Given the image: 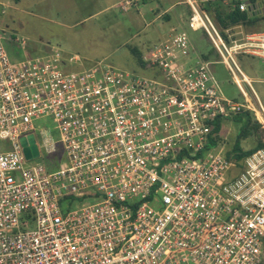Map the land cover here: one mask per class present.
Wrapping results in <instances>:
<instances>
[{
	"label": "built area",
	"instance_id": "1",
	"mask_svg": "<svg viewBox=\"0 0 264 264\" xmlns=\"http://www.w3.org/2000/svg\"><path fill=\"white\" fill-rule=\"evenodd\" d=\"M198 2L188 0V26L206 33L242 101L224 96L184 30L142 56L158 70L148 77L84 68L56 48L14 60L8 43L28 42L0 28V264H264V148L230 160L216 131L250 112L264 132V105L236 59L264 33L238 42ZM46 118L59 137L48 129L39 147ZM30 135L39 156L27 159ZM59 145L65 165L37 162Z\"/></svg>",
	"mask_w": 264,
	"mask_h": 264
},
{
	"label": "rangeland",
	"instance_id": "2",
	"mask_svg": "<svg viewBox=\"0 0 264 264\" xmlns=\"http://www.w3.org/2000/svg\"><path fill=\"white\" fill-rule=\"evenodd\" d=\"M127 1H131V4L126 5ZM148 1L150 0H147L146 5L142 0H0V28L22 36L28 42L26 51L8 43L9 53L14 60L22 59L26 55L43 54L56 48L67 57L78 55L84 68L104 62L132 74L154 77L158 70L148 65L143 66L133 54L131 47L144 55L166 38L163 32L169 29V24H164L167 16L163 14L157 19L155 16L157 12L149 8L155 9L157 5L165 8L164 4L169 0L165 2L159 0L158 4L157 0ZM208 3L198 2V5L223 31L214 13L206 10L209 8ZM122 6L127 7V10ZM254 14L264 16V0H260ZM187 16H191V9H188ZM179 29L188 33L193 45L200 52L212 51L211 61L214 62L212 69L224 96L242 101L239 89L206 33L203 30L193 31L188 25L185 27L183 24ZM228 29H232L238 42H246L248 35L264 33V20H260L254 26L238 25ZM249 40L253 44L249 49L251 53L238 55L236 59L245 74L252 79L253 87L264 105V63L260 56L256 55L263 52L261 44L264 43V38L257 35ZM243 86L252 102L257 105L248 87L244 84ZM236 116L223 121L220 133L221 146L229 153L242 127V124L235 120ZM36 127L35 135L39 147L42 132L49 129L47 132L55 138L59 137L58 130L50 118L38 120ZM257 131L259 136L255 134ZM257 131L254 130L247 138H242L244 150L256 147L259 138L264 140V132L260 129ZM0 146L8 147L4 142H0ZM37 162H44L51 170L59 169L67 162L63 146L59 145L57 152L51 156L45 155L41 149V158Z\"/></svg>",
	"mask_w": 264,
	"mask_h": 264
},
{
	"label": "trees",
	"instance_id": "3",
	"mask_svg": "<svg viewBox=\"0 0 264 264\" xmlns=\"http://www.w3.org/2000/svg\"><path fill=\"white\" fill-rule=\"evenodd\" d=\"M248 2H250V5H248L249 9L247 11H242L240 9V4H241L240 0H229L228 5L223 4L221 0H213L208 3L209 8H206V10L209 13L211 12L214 13L215 19L223 29L222 32H224V30L233 26L241 25L244 27H249V26H254L257 22H259L262 19L264 20V16L259 17L254 14L256 9L255 6L258 7L260 0H248ZM131 50L133 54L138 58L139 62L143 66H145L142 60V56H143L142 53H140L136 48L131 47ZM212 56H213L212 51H210L206 55H203V58L205 60H211ZM235 120L238 123L242 124V127L240 128L238 138L234 144L232 151L228 154V157L230 160L240 161L244 156L253 153L257 149L264 148V140H261L259 138L256 147H254L251 150H244L241 144L242 138L243 137L247 138L252 131L254 130L257 131L258 129H260V127L259 124L253 120V116L250 112H244L236 116ZM220 127H221V123L219 122L217 124V129H216L218 133H220V129H221ZM255 134L259 136L258 131L255 132Z\"/></svg>",
	"mask_w": 264,
	"mask_h": 264
},
{
	"label": "crops",
	"instance_id": "4",
	"mask_svg": "<svg viewBox=\"0 0 264 264\" xmlns=\"http://www.w3.org/2000/svg\"><path fill=\"white\" fill-rule=\"evenodd\" d=\"M152 0L148 1L151 2ZM192 1H199L201 2L202 0H192ZM165 2V0H164ZM142 3H145L148 5L147 0H142ZM159 3V0H157V4ZM165 8L163 6L157 5V7L154 8H149L151 11L157 12L155 14L157 19H160L161 16L164 14L167 16V21L164 22V24L168 25L169 24V29L165 30L167 32H163L164 36H167L168 34L172 33L173 31H179V27L183 24L185 27L188 25V19L189 17L187 16L188 9H190L188 0H169ZM159 10V11H158ZM162 12V13H161ZM169 30V31H168ZM261 32V31H260ZM195 48V54L194 57H199L206 55V53H202L198 50V48L194 45ZM222 128L220 129L221 133Z\"/></svg>",
	"mask_w": 264,
	"mask_h": 264
},
{
	"label": "water",
	"instance_id": "5",
	"mask_svg": "<svg viewBox=\"0 0 264 264\" xmlns=\"http://www.w3.org/2000/svg\"><path fill=\"white\" fill-rule=\"evenodd\" d=\"M248 5H250V2H248ZM255 7L257 8V6ZM35 143V137L33 135L22 138V145L24 147L27 159H32L33 157L39 156V149Z\"/></svg>",
	"mask_w": 264,
	"mask_h": 264
}]
</instances>
